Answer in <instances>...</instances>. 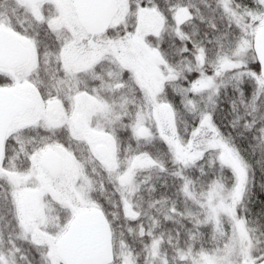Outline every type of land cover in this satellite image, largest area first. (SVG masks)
<instances>
[{
	"label": "snow or ice",
	"instance_id": "snow-or-ice-1",
	"mask_svg": "<svg viewBox=\"0 0 264 264\" xmlns=\"http://www.w3.org/2000/svg\"><path fill=\"white\" fill-rule=\"evenodd\" d=\"M0 264H264V0H0Z\"/></svg>",
	"mask_w": 264,
	"mask_h": 264
}]
</instances>
